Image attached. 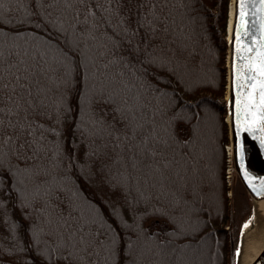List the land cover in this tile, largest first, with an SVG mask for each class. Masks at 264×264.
<instances>
[{"label": "trees", "instance_id": "1", "mask_svg": "<svg viewBox=\"0 0 264 264\" xmlns=\"http://www.w3.org/2000/svg\"><path fill=\"white\" fill-rule=\"evenodd\" d=\"M230 5L0 0V264H235Z\"/></svg>", "mask_w": 264, "mask_h": 264}, {"label": "snow or ice", "instance_id": "2", "mask_svg": "<svg viewBox=\"0 0 264 264\" xmlns=\"http://www.w3.org/2000/svg\"><path fill=\"white\" fill-rule=\"evenodd\" d=\"M235 17L233 38L230 41L233 48L232 130L235 136L234 154L247 181L249 174L244 168L242 133H247L256 140L264 152V0H236ZM260 184L264 186V181H260ZM249 187L257 195L260 194L252 184ZM252 222L250 218L242 226L241 237L244 229L250 227ZM241 246L238 245L234 253L237 262Z\"/></svg>", "mask_w": 264, "mask_h": 264}, {"label": "water", "instance_id": "3", "mask_svg": "<svg viewBox=\"0 0 264 264\" xmlns=\"http://www.w3.org/2000/svg\"><path fill=\"white\" fill-rule=\"evenodd\" d=\"M235 13H236V0H232V13L229 14L231 21H228V26H227L228 51H227L226 122L228 124V129H229L230 155L232 161V171H233L234 181L236 179L239 181L240 185L242 186L246 195L249 198V202L252 207V213L250 218H252L253 221L254 218L253 213L255 212L254 201L261 200L264 198V186L260 184V181H264V152L261 151L256 140H254L247 133H242V142L244 146V168L249 174V178L246 181L240 171V168L238 166L234 154L235 136L232 130L233 117L231 115V113L234 111V97L232 96V91H231V83H232L231 61H232L233 48L230 41L233 38V28L236 19ZM230 101L233 102L230 103ZM249 184L255 186L260 194L257 195L256 193H254L252 189L249 187ZM242 243H243V237H241L240 235L239 245H242ZM235 264H238L237 259L235 260ZM250 264H264V243L260 248V250L258 251V253L256 254V256L252 259Z\"/></svg>", "mask_w": 264, "mask_h": 264}, {"label": "bare ground", "instance_id": "4", "mask_svg": "<svg viewBox=\"0 0 264 264\" xmlns=\"http://www.w3.org/2000/svg\"><path fill=\"white\" fill-rule=\"evenodd\" d=\"M231 13L232 0L229 9V14ZM229 21H231L230 16ZM254 205L255 215L253 223L244 231L238 264H250L264 243V198L254 201Z\"/></svg>", "mask_w": 264, "mask_h": 264}, {"label": "rangeland", "instance_id": "5", "mask_svg": "<svg viewBox=\"0 0 264 264\" xmlns=\"http://www.w3.org/2000/svg\"><path fill=\"white\" fill-rule=\"evenodd\" d=\"M229 146H227L225 148L226 150V153H227V156L230 157V154H229V150H228ZM229 151V152H228ZM226 173H227V181H228V185H231L233 183V180H234V176H233V171H232V161L231 159L228 158V168L226 170ZM229 195L231 196V192L229 193ZM238 202L240 204L241 207H244V201H243V195H242V192H240V195H239V199H238ZM180 259H186L184 257H181Z\"/></svg>", "mask_w": 264, "mask_h": 264}]
</instances>
